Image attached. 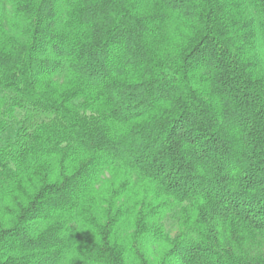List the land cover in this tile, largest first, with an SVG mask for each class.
Wrapping results in <instances>:
<instances>
[{
    "label": "trees",
    "instance_id": "16d2710c",
    "mask_svg": "<svg viewBox=\"0 0 264 264\" xmlns=\"http://www.w3.org/2000/svg\"><path fill=\"white\" fill-rule=\"evenodd\" d=\"M0 264H264V0H0Z\"/></svg>",
    "mask_w": 264,
    "mask_h": 264
},
{
    "label": "rangeland",
    "instance_id": "374dc122",
    "mask_svg": "<svg viewBox=\"0 0 264 264\" xmlns=\"http://www.w3.org/2000/svg\"><path fill=\"white\" fill-rule=\"evenodd\" d=\"M18 127L15 124H12L7 131L1 137V145L12 142L17 134ZM170 229V224H166V230Z\"/></svg>",
    "mask_w": 264,
    "mask_h": 264
}]
</instances>
